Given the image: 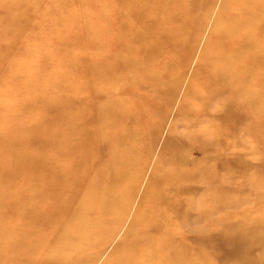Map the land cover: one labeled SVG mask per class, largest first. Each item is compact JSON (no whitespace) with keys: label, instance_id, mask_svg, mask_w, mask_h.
Wrapping results in <instances>:
<instances>
[{"label":"rangeland","instance_id":"rangeland-1","mask_svg":"<svg viewBox=\"0 0 264 264\" xmlns=\"http://www.w3.org/2000/svg\"><path fill=\"white\" fill-rule=\"evenodd\" d=\"M107 1L0 0V264L114 263L139 228L137 217L154 181L186 154L181 146L188 141L177 125L190 117L205 119L201 114L187 117L180 110L188 103L185 94L197 82V72L216 52L218 28L232 0H197L174 53L162 49L161 62L170 66L164 72V64L156 63L162 72L159 87L134 86L130 78L136 68L126 67L120 80L101 77L105 87L114 88L108 97L85 96L78 88L85 75L80 62L96 57L95 43L89 40L99 4ZM139 50L143 70L137 72L142 74L154 63L148 62V46ZM126 83L128 90H118ZM114 97L136 106L145 99L151 109L142 107L135 116L136 111L127 113L124 108L116 113L117 119H104L105 125L92 121L94 112ZM65 106L71 107L72 117ZM137 117L144 126L141 138L129 148V165L118 166L116 161L123 162L120 152L128 153L119 141ZM240 118L236 132L228 124L219 132L222 157L212 150L207 173L192 181V189L175 192L184 205L178 215L187 224L176 234L178 248L167 243L163 256L174 259L175 255L176 261L175 252L184 250L191 257L187 264H264V119L245 114ZM69 139L74 143L71 148L79 141L77 150L88 155L79 171L73 150L60 149ZM61 152L66 156L64 165ZM51 155L57 156L55 163L50 162ZM192 159L200 162L202 154ZM113 163L121 172L126 169L124 183L115 191L119 197L108 209L103 204L116 169ZM62 168L67 171L59 176ZM188 169L193 171L194 166ZM58 179L66 185L59 188ZM183 195L193 200L191 212L186 211ZM70 200L67 213L61 214ZM199 207L206 209L201 215ZM153 214L159 211L151 210L144 221L147 235L153 232L149 226ZM16 237L21 243L16 244Z\"/></svg>","mask_w":264,"mask_h":264},{"label":"bare ground","instance_id":"bare-ground-1","mask_svg":"<svg viewBox=\"0 0 264 264\" xmlns=\"http://www.w3.org/2000/svg\"><path fill=\"white\" fill-rule=\"evenodd\" d=\"M196 5L197 0H109L107 3L100 2V14L96 17L94 33L90 35L89 40V43H95L96 57L93 59L92 56L86 57L81 62L79 59L85 74L82 85L78 87L80 92L85 96L89 93L91 97H108V93L111 92L110 88H114L105 87L101 82V77H105L103 81L119 79L118 76L124 75L126 67H130L131 70L136 68L134 76L130 78L134 81H132L133 84L135 83L134 86L137 84L145 89L159 87L162 83V72L156 63L164 64V72L165 68L170 66L167 67L165 62H161L163 59L162 49L174 53L179 44V34L184 31L185 25L189 21V15ZM215 44L216 52L211 56L208 65L197 72L195 77L197 82L191 84L185 94V102L188 101V103L184 104L180 110L187 112V117L201 114L205 119L193 121L190 117L185 124L177 125L181 128L180 136L188 141L181 146L187 150L186 154L177 157V160L172 159L175 162L174 166L163 172L162 176L154 181L153 192L137 217L138 230L131 237L129 244L121 248L112 264H187L189 257L184 250H179L180 253L175 252L176 261L175 255L172 259L162 254V249H165V245L169 242L178 248L176 234L180 233L179 229L182 225L187 224V219L178 215V211L182 210L180 207L184 205L180 206L175 192L178 194L189 187L192 189L194 186L192 181L207 173L212 150H216L220 154L218 156L222 157L219 151L222 141L219 132L226 127V124L230 127L229 130L236 132L235 129L240 125V117L243 114L250 119H264V0H232L226 8L223 22L218 28ZM145 46H148V52L150 51L148 62L154 64L141 74L137 72V70H143L141 63L138 62L139 52H141L139 48ZM85 62L86 64H82ZM129 85L127 83L123 86L118 85L120 86L118 90L126 91ZM176 85H179L178 81ZM158 91L154 92L158 95ZM113 99L115 100L106 101V105L100 102L102 105L104 104L103 109L94 112L92 121L102 123L104 119L113 117L117 119L116 113L124 108L127 113L129 110L131 113L133 110L136 111L135 116L139 115L137 112L141 111L142 107H146L147 111L151 109V105L147 106L148 103L145 99L141 102L142 104H137V106L130 105L129 100L123 98L114 97ZM69 108L71 109L67 106L65 111L70 118L73 114L69 113ZM208 112L215 113L222 119L217 121L215 115ZM137 119L134 118V124L128 125L127 134L119 141L123 148L128 147V153L126 150L120 152L123 157L120 160L123 162L116 161L118 166L120 164L129 165L132 153L129 148L141 138L139 134L143 131L144 126L141 124L143 122L138 123L141 118L137 117ZM105 123L104 121L102 125ZM211 123L214 125L209 127ZM78 142L71 148L70 146L74 143L69 139L66 141V145L62 144L60 147L63 151L65 149L73 150L78 169L76 171L85 167L88 161L86 160L87 153L82 154L80 153L81 149L77 150ZM256 150V153L261 151L259 148ZM199 152L202 154V160L194 163L192 157ZM253 154L255 156V153ZM62 155L63 152L60 153L62 160L60 163L64 165L66 156L64 159ZM51 156L53 157L50 162L55 163L57 156ZM110 160H117V158ZM116 163H113V168H116ZM190 165L194 166L193 171L188 169ZM119 168L112 169L111 172L113 175L110 176L111 180L106 192L107 203L103 204L104 207L108 204V209L115 203L112 199L119 197L115 191L124 183L122 176L126 168L122 172ZM54 170L57 171V168L52 169V171ZM62 171L66 172L67 170L62 168L59 176ZM63 176H67V174L64 173ZM58 181L59 188L66 185L63 182L64 179H58ZM203 184L208 190L210 189L207 181ZM187 192L190 193V191ZM190 198L187 195H183L181 198L183 202L186 201L187 212H191L193 207V200ZM70 204L71 200L65 201L60 213H67ZM199 209L201 210L200 215L206 211L203 207H199ZM151 210L152 212L159 211L160 215L153 214V217L151 216L149 226L153 232L147 235L148 228L146 229L145 225L147 224L144 221L150 215ZM17 237L15 238L16 244L21 243ZM180 238L185 240V243L188 242L187 237L182 235ZM160 256L165 259L163 260ZM25 257L27 260L29 258L31 260L30 254L27 253Z\"/></svg>","mask_w":264,"mask_h":264}]
</instances>
